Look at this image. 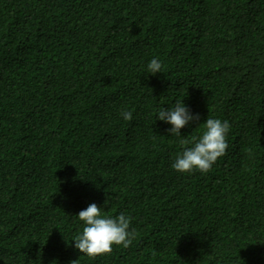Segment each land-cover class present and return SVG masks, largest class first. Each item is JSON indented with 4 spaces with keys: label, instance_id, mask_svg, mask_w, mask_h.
<instances>
[{
    "label": "trees",
    "instance_id": "trees-1",
    "mask_svg": "<svg viewBox=\"0 0 264 264\" xmlns=\"http://www.w3.org/2000/svg\"><path fill=\"white\" fill-rule=\"evenodd\" d=\"M207 118L224 155L174 170ZM106 200L135 236L90 257ZM0 264H264V0H0Z\"/></svg>",
    "mask_w": 264,
    "mask_h": 264
},
{
    "label": "clouds",
    "instance_id": "clouds-1",
    "mask_svg": "<svg viewBox=\"0 0 264 264\" xmlns=\"http://www.w3.org/2000/svg\"><path fill=\"white\" fill-rule=\"evenodd\" d=\"M147 72L151 75L163 73L158 58L148 62ZM120 116L124 120L132 119L130 111H122ZM156 119L171 126L168 129L170 135H181V129L198 122L200 116L193 113L183 101L177 100L167 109L160 108ZM229 127L227 120L207 118L202 133L193 137L190 147L176 155L172 168L181 173L207 172L225 153ZM106 204L107 200L104 206L91 203L75 215L83 227L71 243L80 253L91 257L110 252L114 245L127 248L132 243L135 233L130 229V216L123 211L115 216L105 215L103 208Z\"/></svg>",
    "mask_w": 264,
    "mask_h": 264
}]
</instances>
